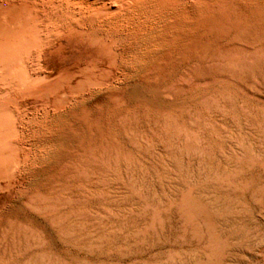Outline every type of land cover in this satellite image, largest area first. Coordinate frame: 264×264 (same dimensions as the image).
<instances>
[{
    "label": "rangeland",
    "instance_id": "374dc122",
    "mask_svg": "<svg viewBox=\"0 0 264 264\" xmlns=\"http://www.w3.org/2000/svg\"><path fill=\"white\" fill-rule=\"evenodd\" d=\"M116 18L39 59L63 113L28 125L32 99L12 105L0 264H264V0H138Z\"/></svg>",
    "mask_w": 264,
    "mask_h": 264
},
{
    "label": "bare ground",
    "instance_id": "6f19581e",
    "mask_svg": "<svg viewBox=\"0 0 264 264\" xmlns=\"http://www.w3.org/2000/svg\"><path fill=\"white\" fill-rule=\"evenodd\" d=\"M138 0H21L9 8L0 5V189L16 184L20 170V144L24 135L16 108L17 99H32L31 110L24 106L28 125H40V112L47 120L51 113H63L70 97L65 85L55 92L50 88L54 80L38 69V61L61 53L71 37L77 41L87 38L100 41V30L122 27L116 18ZM76 75H81V71ZM72 82V81H71ZM80 82L70 93L80 97ZM15 91H4L5 88ZM14 87V88H13ZM34 96H32V93ZM5 186L3 187V183Z\"/></svg>",
    "mask_w": 264,
    "mask_h": 264
}]
</instances>
